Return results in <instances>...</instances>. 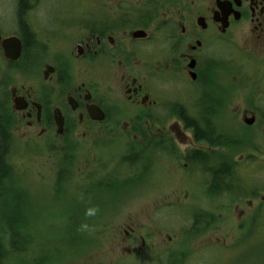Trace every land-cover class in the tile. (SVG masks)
<instances>
[{
    "label": "flooded vegetation",
    "instance_id": "1",
    "mask_svg": "<svg viewBox=\"0 0 264 264\" xmlns=\"http://www.w3.org/2000/svg\"><path fill=\"white\" fill-rule=\"evenodd\" d=\"M231 35L264 48V0H0V149L10 168L5 177H15L9 162L14 132L47 146L63 141L59 172L67 177L71 148L90 133L139 144L136 154L126 155L128 163L146 159L148 146L203 172L209 184L202 155L212 146L195 130L211 125L221 131V123L213 122L221 118L217 50ZM238 66L243 73L246 61ZM17 78L25 82L14 85ZM199 85L201 95L192 94ZM209 86L218 89L216 97L209 96ZM210 109L218 116L203 122ZM250 114L256 111L246 108L244 119ZM178 144L186 147L183 153ZM146 231L157 229L130 226L126 234L141 243L121 259L140 255L146 260L137 264H169L174 253L148 244Z\"/></svg>",
    "mask_w": 264,
    "mask_h": 264
},
{
    "label": "rangeland",
    "instance_id": "2",
    "mask_svg": "<svg viewBox=\"0 0 264 264\" xmlns=\"http://www.w3.org/2000/svg\"><path fill=\"white\" fill-rule=\"evenodd\" d=\"M236 37L221 40L217 50L221 55V118L213 122H222L240 133L248 126L251 134L234 152L221 146L211 149L222 155L229 153L232 160L239 161L243 195L231 189L211 190L203 172L193 171L169 154L163 157L161 152H151L148 146L146 159L129 164L125 157L136 154L139 144L135 148L128 145L134 143L130 138L111 135L95 139L90 133L80 135L71 148L69 176L63 175L60 183L59 167L67 149L63 141L47 146L14 132L16 145L9 162L15 177L6 178L7 187L0 188L8 201L2 204L0 198V226L6 223L5 215L9 207L16 206L20 193L23 213H27L30 232L36 237V254L32 249L22 253V263L18 264H35V256L56 257L46 264L144 262L146 258L140 255L127 263L121 259L124 252L141 243L140 238L126 234L130 226L156 227V233L146 231L148 244H159L160 252L171 251V260L180 264H264V204L259 197L264 195V153L248 142L252 135L263 142L264 48L241 43ZM241 60L246 61L243 73L238 72ZM24 80L17 78L13 84L20 85ZM202 90L199 85L192 94L199 96ZM218 92L216 86H209V96L216 97ZM246 108L256 111L253 125L244 123ZM187 133L191 135L189 130ZM65 137L68 142L71 135ZM185 148L178 144L179 153ZM8 159L6 156L4 162ZM142 164L146 168L140 172ZM121 169V174L113 175ZM198 214L204 222L195 229ZM168 235L174 237L172 241H168ZM8 264H17V259Z\"/></svg>",
    "mask_w": 264,
    "mask_h": 264
},
{
    "label": "trees",
    "instance_id": "3",
    "mask_svg": "<svg viewBox=\"0 0 264 264\" xmlns=\"http://www.w3.org/2000/svg\"><path fill=\"white\" fill-rule=\"evenodd\" d=\"M214 115L215 113H213V109H210L208 113H205L204 119L202 121L209 122L211 121ZM190 123H192L193 125H197L195 121H190ZM213 127L214 126L211 125H209L207 129L205 128L201 129L198 127L195 130L198 139L207 138L209 139L208 141L210 146L216 148H218L219 146H221V148L222 147L227 148L229 153L230 151L234 152L237 148V145L246 144L248 140L247 136H250L251 134V132H247V130H249L248 126H246L245 130L241 133L237 131L236 128L226 126L222 122H221V131L216 130ZM262 138H263L262 144L260 142L262 139L259 140L254 135H252V138H250V140L248 141L250 142L249 144L252 147H254L259 153H264V136ZM1 141L3 142V140ZM229 153H226V155H222V152L220 154L219 152L212 149L207 155L205 154L202 155L200 153H198V155H202L205 158L204 162L207 161L209 164L208 165V170H210L209 185L211 186L210 187L211 190L213 189L219 190L220 189L219 187H221V191L219 192H222L223 189L224 191L225 190L228 191L231 189L234 190L236 193H238V195H243V193H241L243 185L239 184V180L241 178L240 176L241 174L239 172L240 171V166L238 163L239 161L236 162V160H232L230 158L231 155ZM251 157L252 156L250 155L249 158ZM5 158L6 157L4 154V150L0 149V188L7 187V185L5 186L6 178H10V177H5L10 174L9 173L10 168L4 162ZM135 162L136 161H132L129 164ZM204 162H201V164L204 165ZM8 180L9 182H11L10 179ZM62 180H63V174L61 171L59 172L58 182L61 183ZM15 183L17 184L16 181ZM10 184L11 183H9V185ZM3 196L4 195H1V191H0V198L2 199L1 201L2 204L8 202ZM21 197L22 195L20 193L17 194L18 203L16 204V206L9 207V211L5 215L6 223L5 224L1 223L0 226V264H8L13 260V258L17 259V264L18 262L22 263L19 256L22 255V253L29 251L30 249L33 250L34 255L36 254L35 252L36 247H34L36 245V240H35L36 237L35 235L34 236L32 235V232H30L31 225L29 219L27 218L26 220L27 213L25 212L23 213V206L21 205V200H22ZM199 216L201 215L198 214L196 218L197 219L200 218ZM207 218H209L208 220L210 221L212 220L210 219L211 218L210 216H208ZM6 225L7 227H5ZM197 227L198 224H196L195 228ZM4 242H6L7 244H5ZM74 255L76 254H73V256ZM59 256L62 255L59 253ZM54 258L56 257L48 256L46 257V259H42L41 256H37V257L35 256L34 261L35 264H46V262L51 263L52 261H54ZM22 260L25 259L22 258ZM171 263L180 264L181 261L178 263L171 261L170 264Z\"/></svg>",
    "mask_w": 264,
    "mask_h": 264
},
{
    "label": "water",
    "instance_id": "4",
    "mask_svg": "<svg viewBox=\"0 0 264 264\" xmlns=\"http://www.w3.org/2000/svg\"><path fill=\"white\" fill-rule=\"evenodd\" d=\"M254 121H255V117H254V116L251 117L250 119H247V120H246V122H247L248 124H252ZM262 200H264V196H262Z\"/></svg>",
    "mask_w": 264,
    "mask_h": 264
}]
</instances>
